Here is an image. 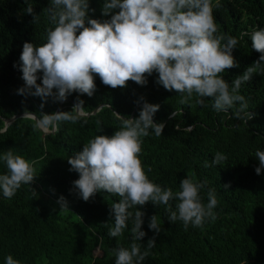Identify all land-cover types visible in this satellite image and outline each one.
Here are the masks:
<instances>
[{
  "label": "trees",
  "instance_id": "trees-1",
  "mask_svg": "<svg viewBox=\"0 0 264 264\" xmlns=\"http://www.w3.org/2000/svg\"><path fill=\"white\" fill-rule=\"evenodd\" d=\"M104 2L89 0V18L110 19L102 14ZM29 3L39 16L37 23L33 14L24 11L28 7L25 0H0V174L8 171L2 156L12 150L34 162L35 176L10 199L0 190V264H6L8 255L20 264H115L113 249L129 248L132 243V222L128 221L121 236L110 237L108 229L114 221L111 204L120 197L100 191L87 202L79 198L73 185L79 174L70 171L67 159L95 136L113 135L121 126L116 112L138 118L145 101L159 105L154 121L165 125L161 136L156 137L150 129L149 135L142 137L140 159L149 178L175 192L182 179L192 176L205 184L203 202L207 204V191L215 189L218 204L215 220L206 218L202 227L189 225L187 230L182 222L167 219L165 205L148 202L130 209L145 213L142 230L146 236L137 243L141 252L147 250L149 255L142 264H264V171L260 175L255 171L259 166L255 152L264 151V75L254 74L241 86L247 110L255 114L247 123L234 118L231 109L217 112L212 98H205L200 106L194 94L188 105L180 104L179 94L158 84L155 72L147 76L146 85L130 80L126 87L115 89L104 85L97 75L91 97L72 93L63 102L53 97L44 102L41 97L18 92L25 83L20 70L23 44L42 45L52 27L43 13L50 0ZM212 4L218 34L238 39L232 53L237 66L221 73L231 87L234 78L259 59L250 34L264 29V0H220L219 8L216 0ZM245 32L249 35H243ZM42 75L38 73V83H42ZM78 99L84 101L83 112L89 114L81 115L75 123L61 121L52 132L35 128V121L23 116L5 125V119L25 112L37 117L40 112L52 114L57 109L70 112ZM216 152L227 157L220 165H212ZM206 162L212 166L205 167ZM61 196L68 208H61ZM176 203L169 202L173 210ZM153 215H157L159 235L148 226ZM154 236L155 247L147 249ZM95 250L101 254L95 255Z\"/></svg>",
  "mask_w": 264,
  "mask_h": 264
},
{
  "label": "clouds",
  "instance_id": "clouds-1",
  "mask_svg": "<svg viewBox=\"0 0 264 264\" xmlns=\"http://www.w3.org/2000/svg\"><path fill=\"white\" fill-rule=\"evenodd\" d=\"M25 3L28 7L24 11L34 15L29 0ZM215 7H220V0H216ZM43 13L52 27L47 29L46 42L42 45L23 44L20 70L25 83L19 94L41 97L44 102L48 97L63 102L72 93L91 97L97 75L104 85L115 89L126 87L130 80L146 85L147 76L155 72L158 84L179 94L180 104L188 105L195 94L200 106H204L205 98H212V107L217 112L231 109L234 118L244 123L254 118L240 89L254 74L264 75V29L250 34L251 47L260 53L259 59L235 77L230 87L221 73L237 66L232 53L238 39L218 34L212 0H105L102 14L110 19L103 21L89 18V0H50ZM38 20L39 16L34 15L33 22ZM41 72L42 83H38ZM83 109L84 101L78 99L70 112H40L39 117L25 112L23 118L34 120L35 128L48 133L56 130L61 121L77 122ZM158 110L159 105L145 101L138 118H125L116 112L121 126L113 135L95 136L84 144L82 151L67 159L70 171L79 174L73 182L79 198L87 202L100 191L120 197L119 202L111 204L114 221L108 229L110 237L121 236L128 221L132 222V243L129 248L113 249L115 264H142L149 255L147 250L141 252L137 243L146 236L142 230L145 213L139 209L133 213L130 209L134 207L148 202L165 205L167 219L171 223L182 222L185 230L189 225L202 227L206 218L216 219L215 189L207 191L205 204L201 196L205 184L194 177L186 176L174 192L147 175L140 159L142 137H147L150 129L156 137L163 134L164 123L154 121ZM255 157L259 161L255 171L260 175L264 171V151L257 149ZM2 159L8 171L0 174V190L10 199L22 184L34 180V162L12 150L5 152ZM226 159L223 153L216 152L212 165H220ZM212 165L205 163V167ZM171 200L177 201L175 210L169 204ZM59 203L62 209L68 208L63 196ZM105 226L108 227L107 223ZM148 226L159 235L157 215L150 217ZM155 244L154 236L148 240L147 249ZM6 264H20V261L8 255Z\"/></svg>",
  "mask_w": 264,
  "mask_h": 264
},
{
  "label": "water",
  "instance_id": "water-1",
  "mask_svg": "<svg viewBox=\"0 0 264 264\" xmlns=\"http://www.w3.org/2000/svg\"><path fill=\"white\" fill-rule=\"evenodd\" d=\"M75 103H77V102H75ZM74 103V104H75ZM98 108L99 107H96L91 113H94L96 110H98ZM58 111V109L56 110V112ZM24 114L25 113H23V114H18V115H14V116H12L11 118H9V119H5V125H7V124H9L11 121H13L15 118H17V117H19V116H24ZM89 113H85V112H83V114L82 115H88ZM53 130H49V132H52ZM44 132V131H43Z\"/></svg>",
  "mask_w": 264,
  "mask_h": 264
},
{
  "label": "rangeland",
  "instance_id": "rangeland-1",
  "mask_svg": "<svg viewBox=\"0 0 264 264\" xmlns=\"http://www.w3.org/2000/svg\"><path fill=\"white\" fill-rule=\"evenodd\" d=\"M94 254H95V255H99V254H101V252H100L99 250H95V251H94Z\"/></svg>",
  "mask_w": 264,
  "mask_h": 264
}]
</instances>
